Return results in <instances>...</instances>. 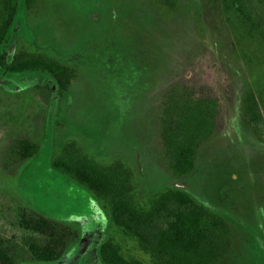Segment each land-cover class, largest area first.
Wrapping results in <instances>:
<instances>
[{"label":"rangeland","instance_id":"1","mask_svg":"<svg viewBox=\"0 0 264 264\" xmlns=\"http://www.w3.org/2000/svg\"><path fill=\"white\" fill-rule=\"evenodd\" d=\"M6 46L67 65L74 78L61 91L42 75L0 69L3 239L22 254L49 237L66 241L53 264H100L108 238L142 258L95 200L51 169L53 151L73 143L100 165L125 163L140 205L178 189L219 217L229 247L215 264H264V110L244 112L247 93L264 90V0H36L19 7ZM187 93L214 99L217 113L177 176L160 133L168 99ZM23 142L36 147L26 161ZM37 218L51 230H30Z\"/></svg>","mask_w":264,"mask_h":264},{"label":"trees","instance_id":"2","mask_svg":"<svg viewBox=\"0 0 264 264\" xmlns=\"http://www.w3.org/2000/svg\"><path fill=\"white\" fill-rule=\"evenodd\" d=\"M35 3L0 0V69L6 74L42 75L63 91L74 78L71 68L36 52H11L6 46L19 7L30 10ZM47 90L51 92L49 87ZM259 107L264 110L261 84L245 96L244 112L254 117ZM216 113V101L206 96L187 93L181 100L168 99L160 139L174 175L183 176L192 168L197 147L212 134ZM35 150L33 144L23 142L22 160L30 159ZM50 166L95 200L120 237L131 242L142 257L131 255L108 238L98 249L100 264H215L229 247L224 222L181 190L167 189L140 205L132 171L122 161L103 166L83 155L73 143H65L53 151ZM28 228L40 234L51 230L42 218L31 221ZM65 246L66 241L49 237L43 244L31 243L28 252L22 254L0 236V264H53Z\"/></svg>","mask_w":264,"mask_h":264}]
</instances>
